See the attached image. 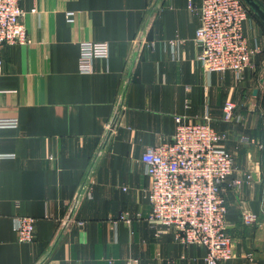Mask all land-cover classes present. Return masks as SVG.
I'll list each match as a JSON object with an SVG mask.
<instances>
[{
  "label": "crops",
  "instance_id": "1",
  "mask_svg": "<svg viewBox=\"0 0 264 264\" xmlns=\"http://www.w3.org/2000/svg\"><path fill=\"white\" fill-rule=\"evenodd\" d=\"M201 1H21L30 42L1 50L0 121L16 124L0 127V264H206L203 248L157 236L148 220L141 157L172 140L177 117L208 119L234 159L224 183L233 257L222 264H264V25L254 15L243 25L258 53L242 80L206 73L188 8ZM91 42L107 43L108 58L80 73ZM17 216L36 219L32 243L17 241Z\"/></svg>",
  "mask_w": 264,
  "mask_h": 264
},
{
  "label": "built area",
  "instance_id": "2",
  "mask_svg": "<svg viewBox=\"0 0 264 264\" xmlns=\"http://www.w3.org/2000/svg\"><path fill=\"white\" fill-rule=\"evenodd\" d=\"M22 0H0V75L4 46L26 45L30 42L23 24ZM197 10L198 27L194 42L198 48L197 60L206 73L229 71L237 80L252 68V58L258 49L250 48L243 33L248 10L241 0H202ZM72 21V14H66ZM78 59L80 73L90 74L92 62L107 59L108 44L81 43ZM235 105L226 102L222 107L223 120L234 121ZM176 129L170 142L148 147L141 161L149 179L148 217L156 235L168 232L174 242L198 246L205 250L206 264H222L233 257V240L226 233L224 183L233 172L232 154L221 147L224 136L218 134L208 119L185 123L175 119ZM16 122L0 121V127H13ZM110 125L108 126V129ZM250 176L247 177L250 180ZM240 185V180L232 186ZM242 222L253 225L257 217L243 213ZM119 221L130 224L124 215ZM36 219L25 216L13 218L12 227L19 243H32ZM63 225L84 223L66 218Z\"/></svg>",
  "mask_w": 264,
  "mask_h": 264
},
{
  "label": "water",
  "instance_id": "3",
  "mask_svg": "<svg viewBox=\"0 0 264 264\" xmlns=\"http://www.w3.org/2000/svg\"><path fill=\"white\" fill-rule=\"evenodd\" d=\"M249 9L255 14L264 24V10L256 3L255 0H242Z\"/></svg>",
  "mask_w": 264,
  "mask_h": 264
},
{
  "label": "trees",
  "instance_id": "4",
  "mask_svg": "<svg viewBox=\"0 0 264 264\" xmlns=\"http://www.w3.org/2000/svg\"><path fill=\"white\" fill-rule=\"evenodd\" d=\"M242 1V0H241ZM256 3L264 10V5L259 1V0H255ZM242 3L246 6L247 10H248V16L249 15H254L256 18H258L255 14H253V12L249 9V7L242 1ZM259 19V18H258ZM260 20V19H259ZM261 21V20H260ZM262 22V21H261ZM263 24V22H262ZM264 25V24H263Z\"/></svg>",
  "mask_w": 264,
  "mask_h": 264
}]
</instances>
